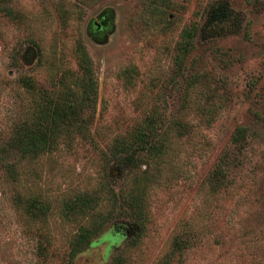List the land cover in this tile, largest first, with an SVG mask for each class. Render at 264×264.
I'll return each instance as SVG.
<instances>
[{"label": "rangeland", "instance_id": "rangeland-1", "mask_svg": "<svg viewBox=\"0 0 264 264\" xmlns=\"http://www.w3.org/2000/svg\"><path fill=\"white\" fill-rule=\"evenodd\" d=\"M0 2L24 19L0 14V264H264V0ZM57 9L75 17L64 25ZM191 25L194 48L176 78V46ZM78 42L97 84L84 136L72 134L34 159L3 153L29 100L22 79L46 88L52 72H76ZM193 78L190 104H213L214 118L189 110L191 134L173 140L170 164L151 169L159 179L148 188L136 243L135 224L121 207L71 257L72 240L88 223L67 216L66 202L99 193L105 176L122 186V172L107 164L112 139L142 124L152 105L175 117ZM239 127L246 130L239 161L213 192L209 173L233 148ZM32 198L49 205L42 222L27 211ZM175 238L183 241L173 252Z\"/></svg>", "mask_w": 264, "mask_h": 264}, {"label": "trees", "instance_id": "trees-1", "mask_svg": "<svg viewBox=\"0 0 264 264\" xmlns=\"http://www.w3.org/2000/svg\"><path fill=\"white\" fill-rule=\"evenodd\" d=\"M0 14L10 21L24 22L21 13L4 2H0ZM56 14L64 25L75 17L71 11L63 9H57ZM196 32V27L191 25L180 35L174 56L176 78L182 74L183 63L193 51ZM31 44L39 52V45L34 41ZM74 57L77 71L65 69L52 72L48 75L49 85L46 88H38L28 78L22 79L21 83L29 100L21 103L22 117L16 125L14 137L2 146L3 153H10L12 157L34 159L57 150L59 144L72 134L84 136L93 119L97 84L92 62L81 42L75 45ZM197 82V78L188 80V104H181L175 117L169 118L160 105H152L142 124L124 136L112 139L107 164H112L122 172V186H113L105 176L99 186V193H86L66 202L64 210L67 216L78 217L88 223L79 226L72 240L71 257L77 256L90 244L108 217L124 208L128 209L126 214L135 224L136 232L132 241L133 244L136 243L145 228L148 188L159 179V173L154 176L151 169L156 165L170 164L176 151L173 140H180L191 134L193 126L186 121L189 110L199 111L201 117H208V120L214 118L213 104H208L206 108H196V104H190L189 93L196 88ZM245 136V128H237L232 139L233 148L220 156L209 173L211 191L215 192L225 186L227 171L230 166L237 165L239 158L236 152L241 151ZM142 166L145 168L140 170ZM6 168L9 170V167ZM104 199L106 205H103ZM27 204V211L38 222H42L49 213V205L38 198H32ZM182 241L174 239L171 243L173 252L181 250Z\"/></svg>", "mask_w": 264, "mask_h": 264}]
</instances>
